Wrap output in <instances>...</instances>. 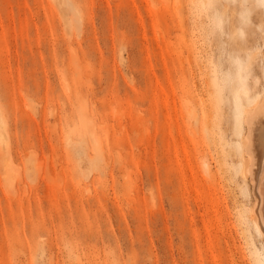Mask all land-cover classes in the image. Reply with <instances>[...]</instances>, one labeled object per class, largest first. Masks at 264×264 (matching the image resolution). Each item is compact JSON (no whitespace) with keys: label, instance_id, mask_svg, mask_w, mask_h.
Returning <instances> with one entry per match:
<instances>
[{"label":"rangeland","instance_id":"obj_1","mask_svg":"<svg viewBox=\"0 0 264 264\" xmlns=\"http://www.w3.org/2000/svg\"><path fill=\"white\" fill-rule=\"evenodd\" d=\"M263 94L264 0H0V264H264L240 172Z\"/></svg>","mask_w":264,"mask_h":264},{"label":"bare ground","instance_id":"obj_2","mask_svg":"<svg viewBox=\"0 0 264 264\" xmlns=\"http://www.w3.org/2000/svg\"><path fill=\"white\" fill-rule=\"evenodd\" d=\"M242 90L244 92V95L246 97H248L250 94V91L247 89L246 85H242ZM242 121H243V125L245 127V131H244L242 139H241V152H242L243 163H242V167H241L240 172H241L244 180L246 181V184L248 182H250V185H249L250 186V193L254 197V202H253V205L251 208V215L253 216L252 217L253 218L252 223H253L256 231L264 239V94L258 96L254 102H252L251 104H248L244 108L243 115H242ZM208 129H209V121H207L205 124V130L207 131ZM196 161H197V165L202 170V171L200 170L202 173V176L196 177L197 172L194 171L191 167H189V172L192 174L194 182L199 187V193H198V191H197V193L201 197L204 204H206V200L201 195L203 194V191H204L203 184H205V183H209L211 185L210 188L211 189L213 188L212 190L215 192V195L218 196L219 198H221L225 202V207H223V206L219 207L220 211L218 212V214H216V219H213L211 217V213L209 211L207 212V214H209V217H208L209 223L206 222L205 224L216 223L218 228L220 227L222 229L223 223H225L224 220H230L232 218L231 217L232 212L230 211V206L227 202V198L225 197L224 191L218 192V189L221 188L220 178L216 173H213L214 171L212 170V163L207 159L206 156L203 155V156L199 157V155L197 154ZM220 166L223 167L222 164ZM187 174H189V173H187ZM217 181H218V184L216 185ZM192 198H193V195H192ZM216 199H215V201L217 202ZM192 201H195V199H192ZM219 201H220V199H219ZM199 210H201L200 207H199ZM189 213H190V211L187 210V223H189L188 222L189 221ZM203 222H204V220H203ZM226 223H228V222H226ZM191 224H192V228L195 231V234L197 232V234H196L197 241L195 239L194 240L200 244L202 239L204 240L205 238H203V235L199 232L200 230L199 231L197 230L198 229V220H195V218H192ZM214 226H216V225H214ZM195 228H197V229H195ZM207 229H208L209 238H210L209 242H212V243L216 242V244H217V242H221V240L224 239L223 237L221 238L218 234H213V232H212L213 226H207ZM233 229H235V228H233ZM228 231H230V230H228ZM244 234L245 233H243V235ZM225 241H227V240H225ZM196 242H194V244ZM232 252H233V250H232ZM199 255L201 256L200 253H199ZM212 256H215V254ZM263 260H264V257H263Z\"/></svg>","mask_w":264,"mask_h":264}]
</instances>
